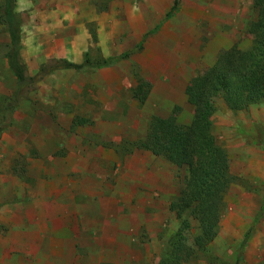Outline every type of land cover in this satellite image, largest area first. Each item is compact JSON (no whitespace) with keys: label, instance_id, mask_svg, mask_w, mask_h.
I'll return each mask as SVG.
<instances>
[{"label":"rangeland","instance_id":"374dc122","mask_svg":"<svg viewBox=\"0 0 264 264\" xmlns=\"http://www.w3.org/2000/svg\"><path fill=\"white\" fill-rule=\"evenodd\" d=\"M15 1L32 76L52 59L130 55L56 71L8 112L17 80L0 0V264H235L247 233L239 264H264V100H219L201 119L234 176L210 242L171 209L189 166L137 148L153 117L194 123L189 84L251 48L264 0H181L169 19L174 0Z\"/></svg>","mask_w":264,"mask_h":264},{"label":"trees","instance_id":"16d2710c","mask_svg":"<svg viewBox=\"0 0 264 264\" xmlns=\"http://www.w3.org/2000/svg\"><path fill=\"white\" fill-rule=\"evenodd\" d=\"M180 1L174 0L166 19L174 16ZM2 2V15L10 37L6 59L9 70L17 80V90L6 107L8 112L20 103L23 90L33 89L56 71L104 68L130 55L125 53L97 64H92L88 58L81 64L52 59L42 64L32 76L20 54L21 24L15 13L16 1ZM252 31L255 37L250 49L240 51L233 48L222 53L205 76L192 79L188 90L189 102L195 109L192 125L185 126L170 118L153 117L146 137L137 143L138 149L150 151L154 156L165 158L176 165L189 166L190 175L185 188L172 202L171 209L186 225L188 220H184V214L197 219L202 232L200 239L206 242L212 241L217 235L225 195L234 176L229 171L226 154L217 146L211 129L200 122L204 116L212 114L219 100L235 111L247 109L264 100V6L260 19L252 24ZM139 90L137 94H143L141 101H145L147 94ZM258 217H264V199ZM248 239L249 233L242 240L235 264L240 263Z\"/></svg>","mask_w":264,"mask_h":264},{"label":"crops","instance_id":"0c3cea01","mask_svg":"<svg viewBox=\"0 0 264 264\" xmlns=\"http://www.w3.org/2000/svg\"><path fill=\"white\" fill-rule=\"evenodd\" d=\"M173 5H174V4H173ZM109 58H111V57H109ZM107 59H108V58H107ZM84 60H85V59H84ZM84 60H83L82 62H80V63H77V64H81V63H83ZM105 60H106V59H105ZM74 63H75V62H74ZM112 64H113V63H112ZM112 64H111V65H112ZM111 65H110V66H111ZM107 67H108V66H107ZM104 68H106V67H104ZM87 69H88V68H87Z\"/></svg>","mask_w":264,"mask_h":264}]
</instances>
